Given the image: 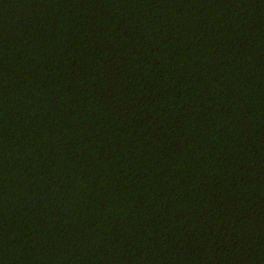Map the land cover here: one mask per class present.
I'll use <instances>...</instances> for the list:
<instances>
[{"label":"trees","instance_id":"obj_1","mask_svg":"<svg viewBox=\"0 0 264 264\" xmlns=\"http://www.w3.org/2000/svg\"><path fill=\"white\" fill-rule=\"evenodd\" d=\"M0 264H264V0H0Z\"/></svg>","mask_w":264,"mask_h":264}]
</instances>
